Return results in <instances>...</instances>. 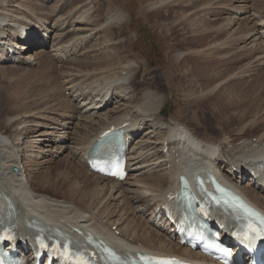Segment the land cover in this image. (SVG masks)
I'll list each match as a JSON object with an SVG mask.
<instances>
[{"label":"bare ground","instance_id":"1","mask_svg":"<svg viewBox=\"0 0 264 264\" xmlns=\"http://www.w3.org/2000/svg\"><path fill=\"white\" fill-rule=\"evenodd\" d=\"M93 4L91 0H87L85 3L83 2L81 5L79 4V9L75 8L79 11V13L82 12L81 20L84 19L85 15L83 14L87 13L88 15L82 22H80L81 20L73 21L72 26L75 23L84 24L86 22V24H89V27L92 26L94 29H91V27L85 29V31H105L110 34L112 31L111 29L114 28L110 25L115 24L117 26H121L126 24L129 20V13L125 11L124 8H113L111 10H105V18H98L99 22H95L97 20L95 18L96 15H98L101 11L98 6H93ZM157 4L159 6H157ZM24 6L25 4H22L20 0H0V35L7 33L10 37V40H1V58H4L2 56V52L6 46H12L15 48V50L18 48L17 54L22 55L24 54L23 51L28 52V50L31 49V46L32 48L36 46L35 43L37 42V39L41 40L42 36H48L49 33L52 35L53 31H50V28L48 27L49 19L47 17L54 19V25L52 28H54L55 31L58 30L56 27L65 28V20L67 18H61V14L58 15L60 16L58 17L55 8L51 11L46 10V14H43V20L45 19L46 21L38 18L36 24L32 22V24H35V26L32 27V32L40 36H37V39L33 38L32 40L30 37L33 35H31L29 38L27 37V41L30 40V47L24 46L22 44L23 41H20L19 43L13 42L12 37L14 35H18L20 33L22 35H27V33H22L21 30L25 28V26H22L20 15V9ZM160 6H163V0L159 2H152L148 4L145 9H142L141 14H146V12L154 10ZM262 8H264V6ZM233 11L237 15L238 9L235 8ZM91 12L96 15H92ZM229 14L236 16L232 12ZM232 16L227 18V27L235 24L236 18ZM79 31L81 30L79 29ZM73 32H75L73 38L79 37L78 40L75 39L77 40L76 45L86 46L90 36L81 35V37L79 33H76V29H74ZM253 32L256 34L252 35L257 36L256 38H253V42L256 44L254 45V49L251 48L252 50L250 51V55L253 57L250 59L256 58L258 61H261L263 59L261 56H264V22H262L261 26L257 27V29L255 27L252 30V33ZM113 35H110L109 37V35L107 36L106 33L105 38H108V41L104 48L101 47V49H105L101 54H94L93 57H91L90 62L84 60V58L81 60L79 58L78 60L80 61L75 62L76 68L71 72L64 74V78L69 74L67 79H70L71 82H76L75 86L71 88L72 91L74 87H80L84 84V89L82 88V92L79 94L75 90L76 94L73 97L74 101L76 100L79 102V107H76V104L71 101V103H69L72 105V107L76 108L77 113L82 112L83 114L84 112L86 113L87 110H92L94 112L93 116H97L106 113L110 107H108L109 104L111 106L112 104L114 105V109L108 114L106 113L104 115L106 120H103V117L100 116V120L98 122L99 125H97L96 128L90 127L88 132H82L83 137L80 136L74 143L73 149L70 150L69 154L71 155V159H78L79 166L83 169L89 179L80 181L73 174V172L65 175H61L59 173L54 174L50 168L47 169L45 175L37 178L36 181L28 179V177L24 178L26 171H29L32 169V167L38 165L37 162L39 161V155L37 150L34 149L33 144L35 141H32V139L27 142V151L22 153L21 149L23 148V144L20 142V139L17 138L22 134L18 132V127H14L22 123L24 124L25 121L19 120L17 122H13L11 124L13 126L11 129L12 135L10 136L5 135L0 128V200L7 204L6 206L8 212L6 215L15 216L16 226L22 232L23 243L28 241L29 238V235L26 233L28 226L32 224L37 225L38 223H43L49 226H64L70 233L77 231H84L85 233L86 230H89L101 239L105 238L112 242L118 243L124 242L131 247H135L136 249H145L163 255H180L188 259L206 260V258L202 255L181 247L178 244L177 239L176 242L174 241L173 233L164 232V229L161 228V225L155 222V211L160 209L162 212V208L166 202V197L170 194L173 195L175 190L179 188V177L182 170L187 171L188 168L195 167L202 171L204 165L206 164L216 174H220L228 179L231 184L236 187L244 196H246L254 205L264 211V188L256 185L259 182H254L251 179V181L254 182V185H252L251 182H249L248 186L244 187V185H242V180H244L243 176L247 177L246 180L249 179L245 167H256L264 158V138L260 136L257 139V146H254L253 139L248 138L247 136V134L252 130L256 131L257 129H255L254 126L258 125L262 121L256 122L251 119L245 120L247 117L246 115L240 116V119H242L240 121H244V124L234 133L233 136L244 137L233 138L232 135H229L225 138V142L221 141L219 144H216L210 142V140L206 137L199 136L192 129H190L189 126L185 124V122L182 123L180 120L177 121L173 119V117H164L160 111L169 103L166 95L159 94L153 90H147L145 93H140L138 95L139 97L134 96L135 91L133 84L135 83V78L142 70H140L141 65L143 68V64L145 62L137 57H124V59H119L116 65L112 64V61L114 60V55H112L113 52L116 54H122L123 50V38L119 39ZM64 36H61V34L54 36V40H52V45L54 47L53 51L59 50L60 44L63 43L62 37ZM66 36L68 37V35ZM61 39L62 41H60ZM42 41V44H46L47 42L46 39ZM71 42H73V40H71ZM71 42L68 43L70 44ZM65 43L67 44V41ZM69 44L66 45L67 47L64 45V48L62 49L63 51L61 50L62 52L60 59L62 61L64 60V56H68L69 53L72 54V52H70V47L72 45L70 46ZM99 44L101 46V43H98V45ZM98 45H96L95 48H97ZM224 46L229 48L232 46V44L228 41ZM43 47L44 46L41 45V47L34 49V54L33 51L29 53V57H25L26 61L31 65L35 64V62L39 63L42 57L48 54V49H44ZM242 48L243 47H241V49ZM101 49L99 48L98 50ZM206 50H212L207 51V54L210 55L214 52L215 48L214 46H210ZM200 52H202V50L195 53L200 56V67L205 72L203 76L204 82L209 77L207 69L210 68L211 64L204 55L200 54ZM197 54L194 55L197 56ZM184 57L185 56L183 54H178L173 55L170 58V62H172L170 68L172 71L174 70V77H177L179 82L183 81V79L189 82L192 78V72L198 75L201 74V71H196L194 68L191 69L192 72L190 71V68L182 70V63H185L186 65H183L187 66L189 61H195L194 59H187ZM238 58L242 57L239 56ZM45 59L46 60L41 62V64L43 63L44 69L46 72L48 71L47 73H49L54 67L55 62L53 63V61L56 58L51 56L48 58L46 57ZM115 66H120L119 70L116 72L114 69H112ZM253 66H255V64ZM110 68L112 70H108ZM144 69L146 70V67L143 68V70ZM248 72L249 71H247V73ZM142 74H144V72ZM143 77L144 75L142 78ZM174 77L172 76V80ZM98 78L105 80V87L99 89L97 91L98 93H96V91L90 86L92 84L86 83L89 81H95L93 83L95 84ZM172 80L170 77H165V81L169 85L173 82ZM203 82L200 78H198L196 79L194 85H189L195 87L196 90H199L201 85H203ZM94 86L97 88L96 85ZM87 89L90 90L87 91ZM55 94L56 93H54L52 96L55 97ZM128 95L134 96L136 103L134 104V107H132L134 100L131 103L129 102L130 105L126 106V112L123 115H120L119 113L124 111L120 110L122 105H124L122 102ZM89 96L90 98L93 97V99L92 101L90 100L88 102L87 100ZM49 97V100L46 99V103L49 102L50 105H47L51 106L50 108L53 109L54 104L52 105V102L55 99ZM208 97V93H205L201 97L200 101L204 102L205 99H208ZM82 106H84V109L81 110ZM48 109H46V111H50ZM70 119L74 118L71 116ZM204 120L209 123L208 119L203 118L202 121L204 124H206ZM57 122H60L59 126L61 123L64 124V122L60 120H57ZM4 124L7 126L9 121L6 119ZM67 124L65 123L64 126H67ZM52 125L53 123H43V125H41L43 128H47V130L43 131V135H41V139L45 143L51 142L52 135L55 134L54 132L50 133V129L57 130L55 127L51 128ZM112 126L118 128L121 131L120 133H122L125 138L129 139L131 143L135 142L132 144L133 146H131L132 148L130 149L132 152L130 164L132 165L133 169L128 179L120 183L112 179L101 177L91 172L88 166H85L87 158L90 157L91 149L97 142L99 136ZM205 128L208 130L209 125L206 124ZM48 136L51 138H47ZM29 137L30 136H28V138ZM191 139H193L192 143H187L186 147L180 148V145L183 144L185 140H188L189 142ZM46 145L47 144H45V146ZM167 148L168 151L166 152ZM42 150V152H44V149ZM20 159H23L25 166H21L22 162ZM58 165L60 164L58 163ZM64 167L65 169H68L67 165H64ZM234 167L238 168L237 173L234 172ZM14 168H18V171H15ZM49 175L51 177H49ZM103 181H105L104 185L102 183ZM108 195V201H119V203L123 202V205L127 206V211H125V208L121 207L119 211L122 213H115V208H117L118 205L114 208V211L109 209L110 207L108 201L104 202ZM126 195H130V199H127V201L129 200V203L133 209L136 208L134 210H136L140 216L133 212L130 213L132 209H129L130 204L128 206V202L126 204ZM50 201H54L55 203L57 202L60 205L62 204V206L58 207L57 204L53 205V203ZM65 204L74 206V208L72 210H68ZM149 211L151 218L149 221H146L147 224L145 225L143 222H141L142 220L139 222V219H141V214L143 215ZM4 213L5 211L0 209V215H2V217ZM143 218L145 219V216H143ZM164 226L166 227V225ZM113 228H115V230H113ZM87 232L85 235L89 236ZM116 232L119 233L118 236H116ZM77 234H80V232H77ZM7 249H10V246Z\"/></svg>","mask_w":264,"mask_h":264},{"label":"rangeland","instance_id":"2","mask_svg":"<svg viewBox=\"0 0 264 264\" xmlns=\"http://www.w3.org/2000/svg\"><path fill=\"white\" fill-rule=\"evenodd\" d=\"M20 1L22 4H25V6L20 9L22 26H25V28L21 30L22 33H27V35H22L21 33L14 35L12 41L15 43L23 41L22 44L24 46L30 47V40L27 41V37L29 38L33 35L30 37L32 40L40 36L32 32V27L35 26L38 18L43 20V14H46L47 11H51L55 8L57 16L61 14V18H67V21L65 20V28L56 27L58 30L55 31L54 28H52L54 19L47 17L49 19L48 27L50 31H53L52 38L54 39V36L60 34L61 36L65 35L62 37L63 43L60 44L58 51L48 52V54L42 57L39 63L35 62V64L31 65L25 59V57H29L27 54L29 51H23L24 54L19 55L17 54L18 49L16 48L15 56L18 59V63L12 65L5 63L0 64V128L5 135L10 136L12 135L11 129L13 128L11 124L19 120L25 121L24 124L22 123L14 127H18V132L22 134L20 137H17L23 144L22 153L27 150V142L32 139V141H35L34 146L39 155L38 165L32 167L31 170L28 169L29 171H26L24 178L28 177V179L36 181L37 178L45 175L47 169L50 168L54 174L59 173L65 175L73 172L80 181L89 179L79 166L78 159H71V155L69 154L70 150L73 149L76 140L80 136L83 137L82 132H88L90 127L96 128L97 125H99L100 116L103 117V120H106L104 115L113 110L114 105L112 104L111 106L109 104L108 107H110L104 114L93 116L94 112L92 110H87L86 113L84 112L83 114L80 112V115V113H77L76 108L72 107L69 103L73 102L76 104V107L79 105V102L76 100L74 101L73 97L76 91L79 94L82 92L84 84L80 87H74L72 91L71 88L75 86L76 82H71L70 79H67L69 74L64 78V74L75 69V62L80 61L82 58L90 62L94 54H101L105 50L101 49V47L104 48L108 41V38H105L106 33L109 37L110 35L112 36L113 33V36H116V38L124 39L125 37L124 40L122 39V54L113 52L112 55H114V60L112 64L116 65L117 61H119V59H124V57H137L145 62L143 68L146 67V70H143L142 65L140 67V70L142 69L140 73L142 74L144 72V74L141 75L139 73L133 84L135 91L134 96L139 97L138 95L140 93H145L147 90H153L159 94L166 95L169 103L166 107L161 109L160 113H162V115L164 112L163 110H165L168 116L167 118L173 117V119L177 121L180 120L182 123L185 122V124L199 136L206 137L210 142L216 144H219L221 141L225 142V138L229 135H232L233 138H243L244 136L233 135L244 124V121H240L242 120L240 116L246 115L247 117L245 120L262 121L254 126V128L257 129L256 131L252 130L247 134L248 138L253 139L254 146H256L257 139L260 136L264 138V56H261L263 58L261 61H258L256 58L250 59L253 57L250 55V51L255 48L254 45L256 44L253 42V38L257 36H253L256 33H252V30L255 27L257 29V27L261 26V23L264 22V8H262L264 6V0H163L162 7H157L154 10L146 12V14H141L142 9H145V7L152 2H159L161 0H91L92 4L94 3L93 6H98L101 11L98 15L91 12L92 15H96L95 18L97 20L95 22H99L98 18H105V10L108 9L124 8V10L129 13V20L126 24L121 26L115 24L110 25L114 27L111 29L112 31L110 30V34L105 31H85V29L92 27H89V24H86V22L84 24L75 23L76 25L74 24L72 26V22L77 20L80 21L82 16V12L79 13L76 9H79V6L87 0ZM157 6L159 5L157 4ZM73 7L74 9L76 8L75 11ZM235 8L238 9L237 15L233 11ZM231 12L236 16L230 15L229 13ZM83 15H85L84 19L80 22L85 20L88 14L86 13ZM231 16L236 18L235 24L227 27V18ZM43 21L46 20L44 19ZM32 22L35 24H32ZM74 29L77 30L76 33H79L80 36H90L86 44L87 47L76 45L79 37L73 38L75 33L73 32ZM79 29L81 31H79ZM91 29L94 28L92 27ZM66 35H68V37ZM5 36H8V34L0 35V43L7 39ZM62 39L60 41H62ZM71 40H73V42H71ZM66 41L67 44L71 42L69 45H72L70 47V52H72V54L69 53V56L64 58V60L68 62H64V60L62 61L60 59L64 45L67 47ZM97 41L101 43V46L100 44L98 45ZM228 41L231 42L232 46L226 48L224 45ZM96 45H98L97 48H95ZM210 46H214L215 50L209 55L207 51L212 50L206 49ZM6 47L3 49L2 56L4 59L10 60L6 55ZM9 47L13 48L12 46ZM241 47L243 48L241 49ZM99 48L101 50H98ZM201 50L202 52H200V54L204 55L211 64L210 68L207 69L209 77L204 81L205 83L203 82L205 72L200 67V56L195 53ZM34 53L33 51V54ZM178 54H183L187 59L195 60L189 61L187 66H185V63H182V70L190 68L192 72L191 69L194 68L196 71H201V74L198 75L192 72V78L189 82L184 79L179 82L177 80L178 78L174 77V70L172 71L170 68L172 64V62H170L171 56ZM194 54H197L198 57ZM51 56L56 59L53 61V63L55 62L53 69L47 73L48 71L46 72L41 62H44L46 57L48 58ZM239 56L242 58H238ZM79 58L80 60H78ZM254 64L255 66H253ZM119 68L120 66H115L112 69L116 72ZM112 69L110 68L108 70ZM247 71L249 72L247 73ZM143 75L144 77L142 78ZM172 76L174 77L173 80ZM165 77H170L173 82L169 85L166 83ZM198 78L202 80L203 85H201L199 90H196L195 87L189 84L194 85ZM94 82L95 81H89L86 84L91 83L92 85L90 86L96 93H98L97 91L99 89L105 87V80L102 78H98L95 84H93ZM94 85H96L97 88ZM89 90L90 89H87V91ZM54 93H56L55 97L52 96ZM205 93H208L209 97L202 102L200 99ZM134 96H126L125 100L122 102L124 105L120 108V110L124 111H121V113H119L120 115L126 112V106H129V102L131 103L133 100L132 107H134L136 103ZM48 97L55 99L52 102V105L54 104L53 109L50 108L51 106H48L50 105L49 102L46 103ZM92 99L93 97L90 98L89 96L87 101H92ZM46 109L50 111H46ZM82 109H84V106H82L81 110ZM68 111H70L71 114ZM71 116L74 119H70ZM5 118L9 121L7 126L4 124ZM203 118L209 120V123L204 120V122L209 125L208 130L205 128L206 124L202 121ZM57 120L63 121L64 124H68L64 126V124L61 123L62 126H59L60 122H57ZM43 123H53L51 128L55 127L57 129H50V133L54 132L55 134H53L54 137L52 136L51 142L45 143L47 144L46 146L41 139L43 131L47 130V128L41 126ZM28 136L30 137L28 138ZM63 138L65 140L61 143ZM41 148L44 149V152H42L43 150ZM20 161L22 162L21 166H25L23 159H20ZM58 163L60 165H58ZM64 165H67L68 169H65ZM49 177L51 176L49 175ZM102 183L104 185L105 181ZM242 185L245 187L248 186L249 183L246 181L243 182ZM126 197V204L128 202L129 206L130 203L127 199H130V195H126ZM108 198L109 195L104 202L108 201ZM50 202L53 203V205L57 204L58 207L62 206V204L60 205L57 202ZM108 203L109 209L112 211H114V208L118 205V207L115 208V213L121 214L122 212L119 211L121 207L125 208V211H127V206L123 205V202L108 201ZM65 205L68 210L74 208V206ZM129 209H132L130 213L133 212L138 215L136 210H134L136 208L133 209L131 204ZM143 216L145 215L141 214L139 222L142 220L141 222L146 225V221H149V218L145 216V220Z\"/></svg>","mask_w":264,"mask_h":264},{"label":"snow or ice","instance_id":"3","mask_svg":"<svg viewBox=\"0 0 264 264\" xmlns=\"http://www.w3.org/2000/svg\"><path fill=\"white\" fill-rule=\"evenodd\" d=\"M236 207L242 209L244 212H246L248 214V218H249V223L247 225V229L248 231L245 233V238H252L255 239L257 235H262L264 236V218H259V214L255 213L253 210L247 208V206L243 205V204H237L235 205ZM256 217L259 218V226H254L252 221V218ZM5 238L10 239L11 237H6L3 234H0V240H3ZM72 241H68L63 245V249H64V253L66 255H71V249L69 248V244H71ZM46 247V245H45ZM227 254V252L225 253ZM140 259L142 261H147V262H152V264H182V262L180 261H176V260H170V261H159L156 260V258H151V257H143L141 256ZM80 264H89V261L87 259L84 258L83 255L80 256Z\"/></svg>","mask_w":264,"mask_h":264}]
</instances>
